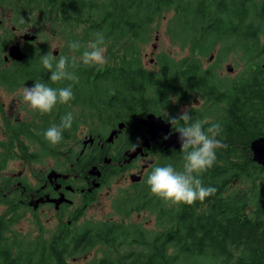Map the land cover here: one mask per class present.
<instances>
[{"label": "trees", "instance_id": "obj_1", "mask_svg": "<svg viewBox=\"0 0 264 264\" xmlns=\"http://www.w3.org/2000/svg\"><path fill=\"white\" fill-rule=\"evenodd\" d=\"M1 2L20 3L23 15L36 9L51 16L52 26L66 31L65 35L67 25L84 15L87 36L92 41L97 34L104 37L107 63L102 67L80 61V43L74 69L79 82L73 85V92H84L85 118L93 122L96 117L101 129L119 121L137 123L148 113L178 118L179 104L200 101L189 108L193 121L219 123L224 147L217 151L213 168L202 176L206 187L216 189L204 202L170 205L154 196L147 185L127 192L116 204V210L127 216L131 210L149 211L161 227L156 231L105 218L72 223L55 229L47 238L28 239L14 227L16 219L4 213L0 216V264H80L77 259L92 249L98 255L82 264H264V164L252 160L249 146L254 138L264 136V0ZM170 11L167 32L175 44L188 45L189 54L175 59L163 51L157 69L149 70L142 64V43L149 41L153 24ZM73 33L77 38L76 27L71 28L70 36ZM73 41L67 38V42ZM213 49L215 62L203 66V57ZM235 50L240 53L243 73L228 79L218 71L227 54ZM47 53V49H39L32 61L23 64L36 70L33 82L53 88L72 83L50 81L40 59ZM62 55L71 58L74 54L64 50ZM56 107L53 120L49 119L51 113L43 114L36 134L37 141L49 147L54 146L44 132L53 122L60 124L67 111L62 104ZM72 127H76L75 121ZM180 150L161 151L162 158L150 167L146 180L157 166L171 164L182 170Z\"/></svg>", "mask_w": 264, "mask_h": 264}, {"label": "flooded vegetation", "instance_id": "obj_2", "mask_svg": "<svg viewBox=\"0 0 264 264\" xmlns=\"http://www.w3.org/2000/svg\"><path fill=\"white\" fill-rule=\"evenodd\" d=\"M20 5L18 2L7 5L0 0V78L5 80H0V203L5 210L7 200L9 205H6V210L16 211L22 204L30 209L35 220L38 218L37 222H53L55 226L61 224L57 228L60 230L72 223H85L87 220H84V209L88 202L96 198L100 189L109 187L111 180L118 191L125 190L126 193L147 186V173L154 162L159 157L162 158L161 151L174 148L161 144L165 136L144 144L142 140L149 133L140 123V118L137 123L133 120L119 121L115 126L109 127L105 134L107 131L101 132L96 117H93L90 129L80 136L82 139L70 138L68 130H64L61 144L49 147L39 143L36 134L44 117L43 113L32 110L22 99L21 92L24 86L30 88L34 85L36 70L24 67L23 64L28 60L32 61L39 49H49L50 41L44 42L45 48L39 46V35L32 28V21L27 16L29 10L23 15ZM6 9H9L8 13H5ZM76 19L78 20L67 25L66 35V31L62 33L58 29H52L51 39L58 47L53 50L54 56H61L64 50L67 55H75L68 47V37L82 43V47L89 37L86 34V17L77 16ZM72 27H76L77 38L74 33L70 36ZM27 33L35 35V39L24 38ZM12 45H18L25 54L22 59H14L8 55ZM241 73L243 71L239 74ZM73 93L74 102L78 100V103L64 105L67 108L64 115L77 108L74 114H79L84 119L85 111L81 106V103L84 104V92ZM10 94L12 101L6 102L4 98L10 97ZM57 113L58 108L55 107L49 119L53 120ZM78 119L73 117V122ZM56 120L60 121V118L57 117ZM120 122H124V126L108 141L109 133L118 129ZM175 129L172 126L171 131ZM131 145L141 148L133 151ZM47 151H55L57 155ZM133 152L135 154L130 158ZM10 153L12 157H7ZM17 156V162L22 168L18 171V177L14 174H2L7 162ZM26 171H29V182L23 178ZM136 215L140 216V213L137 212Z\"/></svg>", "mask_w": 264, "mask_h": 264}, {"label": "clouds", "instance_id": "obj_3", "mask_svg": "<svg viewBox=\"0 0 264 264\" xmlns=\"http://www.w3.org/2000/svg\"><path fill=\"white\" fill-rule=\"evenodd\" d=\"M104 37L97 34L96 39L87 44L81 53L80 61L85 66L102 67L107 63L106 49L103 47ZM68 47L73 53L79 52L81 44L70 42ZM43 68L50 73V81L63 83L72 82L65 87L53 88L42 81H35L32 87L21 89L23 100L34 111L50 114L57 104L66 105L74 99L73 85L79 82L74 69L77 67L76 56H54L50 50L40 56ZM190 109L182 110L179 117L169 120L179 133L180 153L183 157L182 170L177 171L171 164L157 166L149 174L147 184L154 196L170 205L192 206L196 202H204L216 192L211 186H205L202 176L208 172L217 161V151L224 147L219 138L222 127L219 123L209 124L207 121H193ZM73 115L67 113L61 118L59 125H53L44 132L45 139L57 146L63 141V131L70 130ZM207 125V126H206ZM133 151L137 145H131Z\"/></svg>", "mask_w": 264, "mask_h": 264}, {"label": "rangeland", "instance_id": "obj_4", "mask_svg": "<svg viewBox=\"0 0 264 264\" xmlns=\"http://www.w3.org/2000/svg\"><path fill=\"white\" fill-rule=\"evenodd\" d=\"M78 1V0H75ZM9 9L5 10V13H8ZM29 14H27L28 19L32 21V28L37 32L39 35L38 43L39 46L42 45L43 48L44 42L50 41L49 45L50 48L47 49L49 52L50 50H55L58 49L55 41L51 39L52 36V29L56 28V26H52L51 22V16L47 17L43 16L39 11L36 9L34 10H29ZM54 15V14H52ZM173 15V12H167L163 15L162 18L158 19L156 21L152 28L153 32L152 35L150 36V39L146 43H142L141 47V59H142V64L144 67H146L149 70H155L157 69V62H158V55L161 52H166L168 53L172 58L178 59L184 55L189 54V48L188 45L185 46H180L174 43V39L170 36V34L167 32V26L170 23L171 17ZM56 38V37H55ZM57 39V38H56ZM92 40L88 37L84 42H83V51L85 50L87 44L91 42ZM105 49L107 50V46L103 45ZM212 54V57L210 56ZM106 55V52H105ZM240 53L235 50L233 52H230L227 54V57L223 60L221 63V68H219V73L223 76H226L228 79L233 78L234 76H237L244 68L243 62L240 61L239 59ZM217 57L216 50L213 49L211 52H209L205 57H203V66H208L212 65L215 62V58ZM79 57L76 56V59ZM107 58V57H106ZM231 65V70H227V65ZM7 92L5 93V95ZM6 102L12 101V97L10 94V97L4 98ZM23 99V98H22ZM199 102L193 103L191 102H182L181 104L178 105L177 115H180L182 110L184 109H189L191 105H197ZM78 110L77 108L72 109V115L73 117H78L79 119L76 122V129L73 128V130H68L70 138L73 139H78L80 136L83 135V132H86L90 129V125H92V121L90 122V118H85L81 115H75L74 111ZM164 118V117H163ZM52 120V119H51ZM53 125H59L57 122H53ZM99 125V124H98ZM122 125L124 123L122 122ZM109 129H101V132H106L105 134L108 133ZM82 139V138H80ZM147 142V141H146ZM145 142V143H146ZM140 149V147H138ZM11 154V153H10ZM7 156V157H12V155ZM134 154V153H133ZM133 156V155H130ZM19 156L16 157V159H11L7 162L6 169L3 171L2 174L5 176L12 175L14 174L15 177H18V171L21 170V166L17 162ZM24 179H28L27 181H30V175L29 171H26L25 174L23 175ZM126 195L125 190L118 191L115 183L111 180L109 187L105 186L103 189H100L97 192V196L95 199L91 200L88 202V205L85 207L84 211V220H87L89 222H94L100 219H105V218H111L114 220L118 221H125V222H131V223H138L142 224L146 229L151 230V231H156L160 229L159 227L156 226L155 223V218L154 215L149 213V211L144 210L140 211V216H137L136 210H131L129 215H125L124 211L120 212L119 210H116L115 206L118 202L124 199ZM5 204V203H4ZM6 205H9L8 201L6 200L5 204V210H4V205L0 203V216L6 213L8 216H13L14 219H16L14 223V227L18 229V231L21 232L23 236H25L28 239H33L36 236H41V238H47L51 234L52 231H54L57 228H60V225H54L53 222L49 223H39L38 218L34 214L30 212V209L28 207H23L22 204L20 205L19 209L15 211L14 209H9L6 210ZM11 208V206H10ZM4 211V212H3ZM86 221V222H87ZM85 222V223H86ZM83 223V222H82ZM81 222H77L76 224H82ZM54 231V232H56ZM98 255L96 252V249H92L86 254H82L78 259L77 262L82 264L92 257Z\"/></svg>", "mask_w": 264, "mask_h": 264}, {"label": "water", "instance_id": "obj_5", "mask_svg": "<svg viewBox=\"0 0 264 264\" xmlns=\"http://www.w3.org/2000/svg\"><path fill=\"white\" fill-rule=\"evenodd\" d=\"M24 38L26 39H35V35L25 34ZM8 55L14 59H22L25 54L22 53L18 45H12L9 47ZM212 57V54H210ZM227 70H231V65H227ZM124 123V122H123ZM140 123L146 127L147 132L149 133L148 137L143 138V143L147 144L148 141H157L159 138L164 137L161 144H165V147H172L174 149L180 148L181 144L179 141V133L171 131L172 125L169 123V120L166 121L161 115H156L154 113H148V115L140 117ZM122 122L118 123V129L112 130L107 140L110 141L116 132H120ZM147 141V142H146ZM146 142V143H145ZM250 151L252 160L256 163L263 165L264 164V136L254 138L250 142ZM141 148V147H140ZM138 149V148H136ZM135 149V150H136ZM135 154V152H133ZM130 155H134V154ZM130 158L132 156H129Z\"/></svg>", "mask_w": 264, "mask_h": 264}, {"label": "bare ground", "instance_id": "obj_6", "mask_svg": "<svg viewBox=\"0 0 264 264\" xmlns=\"http://www.w3.org/2000/svg\"><path fill=\"white\" fill-rule=\"evenodd\" d=\"M113 142V141H112ZM163 145H165V144H163ZM166 146V145H165ZM136 149V148H135Z\"/></svg>", "mask_w": 264, "mask_h": 264}]
</instances>
